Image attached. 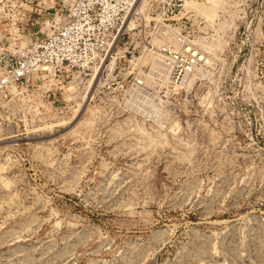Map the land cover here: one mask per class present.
Returning <instances> with one entry per match:
<instances>
[{
    "label": "rangeland",
    "instance_id": "rangeland-1",
    "mask_svg": "<svg viewBox=\"0 0 264 264\" xmlns=\"http://www.w3.org/2000/svg\"><path fill=\"white\" fill-rule=\"evenodd\" d=\"M0 264H264V0H0Z\"/></svg>",
    "mask_w": 264,
    "mask_h": 264
},
{
    "label": "bare ground",
    "instance_id": "bare-ground-1",
    "mask_svg": "<svg viewBox=\"0 0 264 264\" xmlns=\"http://www.w3.org/2000/svg\"><path fill=\"white\" fill-rule=\"evenodd\" d=\"M192 4V3H191ZM193 5V4H192ZM134 13H140V12H134ZM202 13H204L205 15H207V14H209V12H202ZM225 23V22H224ZM224 23H222V24H224ZM226 24H227V22H226ZM226 24L224 25V26H226ZM133 24H132V22H129L128 23V27H130L131 28V26H132ZM221 27H223V25H221ZM220 27V28H221ZM228 29V28H227ZM162 37V36H161ZM161 37H160V39H161ZM170 38H171V36H169V34L168 35H165V38L164 39H161V40H164L166 43H167V41H169L170 42V44H171V46L173 45L174 46V48L175 49H178L179 48V50H181L183 53H187L188 55H189V57H193L195 60H201V59H203V57H202V55H201V53L200 52H198L197 51V48L194 46V42L193 41H191V40H189L188 38H185V37H182L183 39H180L178 42H176L174 39H173V42H171L172 40H170ZM160 39H158V42L159 43H161L160 42ZM172 39V38H171ZM211 40V39H210ZM209 40V41H210ZM184 41V42H183ZM203 41V40H202ZM213 41H215V42H217L216 40H213ZM213 41H210V43L211 42H213ZM181 42H183V43H181ZM199 42V41H198ZM205 43H206V41H205ZM204 43V44H205ZM198 44V43H197ZM215 44V43H214ZM196 45V44H195ZM207 46H205L206 48H208V47H210V45H213V44H210L209 45V43H207L206 44ZM197 46V45H196ZM199 46H201V45H199ZM203 46V45H202ZM215 46V45H214ZM216 46H218L217 44H216ZM215 48V47H214ZM213 50V49H212ZM209 51H211V50H209ZM194 59H192V60H194ZM207 60V59H206ZM160 59L159 58H157V57H155L154 58V60H153V62H152V67L154 68H157L158 66L160 67ZM203 63V62H202ZM153 68H152V70H153ZM151 70V69H150ZM151 70V71H152ZM158 72H159V74H160V77H161V80L163 81L165 78H167V76H168V74H169V67H163L162 69H158ZM195 75V74H194ZM187 76H188V73L186 74L185 72H182L179 76H178V78H177V80H176V82H175V85H173L174 87H179L180 85H182L184 82H187L186 80H188L187 79ZM190 79V78H189ZM191 80V79H190ZM163 83H165L164 81H163ZM167 85H169V84H167ZM187 85H188V83H187ZM187 88V87H186ZM173 89V88H172ZM207 97V96H206ZM131 98H133L132 96H131ZM130 98V99H131ZM141 98V97H140ZM140 98H139V100H140ZM144 98H146V97H143V100H145ZM129 99V98H128ZM147 99V98H146ZM132 100V102H131V105L133 106L134 105V103H133V99H131ZM127 101H129V103H130V100H127ZM140 101H142V100H140ZM146 101V100H145ZM144 101V102H145ZM143 102V103H144ZM146 103V102H145ZM144 103V104H145ZM149 103V102H148ZM137 104V103H136ZM141 104V106H142V103H140ZM147 104V103H146ZM138 105V104H137ZM132 106H130V107H132ZM141 106H139L140 108H141ZM144 106V105H143ZM146 106V105H145ZM136 107V106H135ZM138 107V106H137ZM138 107V108H139ZM146 108V107H145ZM143 109V111H144V108H142ZM139 110H141V109H139ZM137 111H138V109H137ZM145 112V111H144ZM141 113H143L142 112V110H141ZM151 114V113H150ZM153 114V113H152ZM139 129V128H138ZM141 130V129H140ZM171 130V129H170ZM150 141V140H149Z\"/></svg>",
    "mask_w": 264,
    "mask_h": 264
},
{
    "label": "built area",
    "instance_id": "built-area-1",
    "mask_svg": "<svg viewBox=\"0 0 264 264\" xmlns=\"http://www.w3.org/2000/svg\"><path fill=\"white\" fill-rule=\"evenodd\" d=\"M133 1V0H132ZM105 0H102V3H104ZM158 27L161 29L162 31V37H164L165 35H170L172 33H169L171 32V29L169 26H166L165 24L163 23H160L158 24ZM182 37H185V38H188L187 36H184V35H181V34H176L174 36L176 42H178L180 39H183ZM184 42V41H183ZM181 42V43H183ZM184 58L186 59L185 62H184V65L181 64L177 67H175L173 73L171 74V82L173 85H175V82L178 78V76L182 73V72H185L186 74L188 73V67L186 66V64H190L192 62V57H189V55L187 53L183 54Z\"/></svg>",
    "mask_w": 264,
    "mask_h": 264
}]
</instances>
